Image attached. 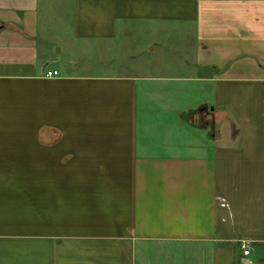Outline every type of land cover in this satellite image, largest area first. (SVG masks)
I'll return each instance as SVG.
<instances>
[{"label":"crops","instance_id":"obj_1","mask_svg":"<svg viewBox=\"0 0 264 264\" xmlns=\"http://www.w3.org/2000/svg\"><path fill=\"white\" fill-rule=\"evenodd\" d=\"M0 264H264V0H0Z\"/></svg>","mask_w":264,"mask_h":264},{"label":"rangeland","instance_id":"obj_2","mask_svg":"<svg viewBox=\"0 0 264 264\" xmlns=\"http://www.w3.org/2000/svg\"><path fill=\"white\" fill-rule=\"evenodd\" d=\"M71 229H72V227H71ZM72 230H74V231L77 230L74 234H79L81 232H84L85 228L74 226V228ZM83 239H85V237H83ZM83 239H79V238L74 239V237H68V239L61 238L58 240V245L68 242L67 245H72L74 247H77L79 245L85 244V240H83ZM25 241L28 243V242H33V241H37V240L36 239H26Z\"/></svg>","mask_w":264,"mask_h":264},{"label":"built area","instance_id":"obj_3","mask_svg":"<svg viewBox=\"0 0 264 264\" xmlns=\"http://www.w3.org/2000/svg\"><path fill=\"white\" fill-rule=\"evenodd\" d=\"M47 75L50 77H53V76L55 77V76L59 75V71H57V70L48 71ZM249 253H250V249L248 248L247 245H244V254L248 255Z\"/></svg>","mask_w":264,"mask_h":264}]
</instances>
